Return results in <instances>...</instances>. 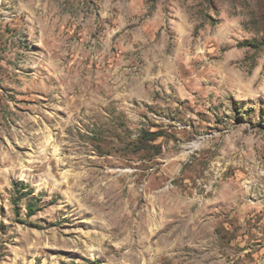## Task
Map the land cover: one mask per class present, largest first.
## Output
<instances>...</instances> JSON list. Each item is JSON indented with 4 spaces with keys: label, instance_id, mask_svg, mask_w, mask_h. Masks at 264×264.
I'll use <instances>...</instances> for the list:
<instances>
[{
    "label": "rangeland",
    "instance_id": "1",
    "mask_svg": "<svg viewBox=\"0 0 264 264\" xmlns=\"http://www.w3.org/2000/svg\"><path fill=\"white\" fill-rule=\"evenodd\" d=\"M0 264H264V0H0Z\"/></svg>",
    "mask_w": 264,
    "mask_h": 264
},
{
    "label": "bare ground",
    "instance_id": "2",
    "mask_svg": "<svg viewBox=\"0 0 264 264\" xmlns=\"http://www.w3.org/2000/svg\"><path fill=\"white\" fill-rule=\"evenodd\" d=\"M47 142H49L48 139H47Z\"/></svg>",
    "mask_w": 264,
    "mask_h": 264
}]
</instances>
